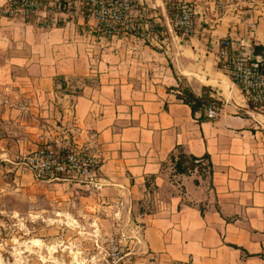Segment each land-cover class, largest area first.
Listing matches in <instances>:
<instances>
[{
	"label": "crops",
	"instance_id": "1",
	"mask_svg": "<svg viewBox=\"0 0 264 264\" xmlns=\"http://www.w3.org/2000/svg\"><path fill=\"white\" fill-rule=\"evenodd\" d=\"M178 2L194 11L189 37L171 24ZM144 5L160 36L150 42L98 39L93 18L45 29L37 17L0 15V161L46 144L87 148L100 159L84 183L88 207L129 209L153 264H264V111L244 102L217 57L225 39L264 46V8ZM184 88L207 93L216 119L192 113L178 97ZM177 150L207 155L211 171L176 174Z\"/></svg>",
	"mask_w": 264,
	"mask_h": 264
},
{
	"label": "rangeland",
	"instance_id": "2",
	"mask_svg": "<svg viewBox=\"0 0 264 264\" xmlns=\"http://www.w3.org/2000/svg\"><path fill=\"white\" fill-rule=\"evenodd\" d=\"M14 157L0 161V264H153L129 209H91L85 182L37 179Z\"/></svg>",
	"mask_w": 264,
	"mask_h": 264
},
{
	"label": "built area",
	"instance_id": "3",
	"mask_svg": "<svg viewBox=\"0 0 264 264\" xmlns=\"http://www.w3.org/2000/svg\"><path fill=\"white\" fill-rule=\"evenodd\" d=\"M218 3L257 2L264 8V0H216ZM171 24L182 36L193 32L194 11L186 2L170 7ZM0 15L28 21L41 19L45 29H51L61 21L93 18L96 21L95 36L102 40L123 37L152 41L157 36L156 24L146 12L144 0H6L0 7ZM218 61L239 89L244 102L253 110L264 111L263 60L253 47L235 46L231 40L222 41L217 53ZM219 107L212 102L202 106L200 118L214 120ZM14 162L35 178L54 181H79L91 183L100 167L99 157L87 148L57 150L49 144L31 152L19 153Z\"/></svg>",
	"mask_w": 264,
	"mask_h": 264
},
{
	"label": "trees",
	"instance_id": "4",
	"mask_svg": "<svg viewBox=\"0 0 264 264\" xmlns=\"http://www.w3.org/2000/svg\"><path fill=\"white\" fill-rule=\"evenodd\" d=\"M253 50L256 55L260 56L263 60L264 67V46H255ZM183 103L187 104L192 113L199 111L202 106L206 104H210L212 102L215 103L213 99H211L207 93L203 94L200 97H196L188 88H184L181 91V94L178 96ZM218 105V104H217ZM209 161L207 155H204L202 158H195L192 156H187L177 150L174 154L170 156V163L173 165L174 172L176 174L188 175L192 170L198 169L201 171H211V165L208 162L205 166H203L204 161Z\"/></svg>",
	"mask_w": 264,
	"mask_h": 264
}]
</instances>
